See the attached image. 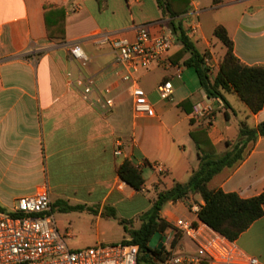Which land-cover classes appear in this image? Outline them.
<instances>
[{
  "label": "crops",
  "instance_id": "1",
  "mask_svg": "<svg viewBox=\"0 0 264 264\" xmlns=\"http://www.w3.org/2000/svg\"><path fill=\"white\" fill-rule=\"evenodd\" d=\"M60 8L65 11L66 38L49 39L45 15ZM170 21L154 0H0L2 207L13 209L20 198L48 188L53 203H75L70 206H83L82 211L105 217L108 209L116 210L117 205L139 194L118 175L125 160L132 161L144 173L146 184L148 172L150 178L155 177L153 188L159 187L160 193L176 183H188L198 169L199 151L191 132H206L217 154L222 156L240 140L243 123L257 129L264 122V108L253 113L234 92L222 90L224 99L209 98L195 71L184 64L189 54L177 64L172 62L182 49L178 42L167 62L135 75L157 117L135 115L134 82L123 80L126 71L115 64L114 49L100 39L109 35L134 42L141 27L152 34L172 32ZM177 22L183 23L197 50L211 61L212 80L219 74L227 54V48L215 36L219 26L227 30L234 54L243 65L264 67V0H192L188 12ZM194 27L197 32L192 34ZM75 45L88 56L86 65L72 58ZM158 69H162V76L153 82ZM86 77H94L96 84L89 101L84 99L78 84ZM168 82L173 93L166 101L158 88ZM105 99L113 100L114 108L104 109ZM183 104L193 113L197 105L212 106L213 121L208 124L195 119L193 113L183 109ZM176 112L190 121L188 141L180 140L186 135L182 134L180 122L169 124L163 120L171 119ZM117 151L121 154L117 155ZM243 156L236 166L215 176L209 189L234 193L244 200L262 194L264 137L249 143ZM158 166L166 173L159 175ZM194 201L204 202L200 195H191L184 201L168 204L184 218L177 217L172 210L162 211L161 217L174 227L164 235L168 251L174 243L176 253L196 256V243L180 234L174 222L184 219L201 225L190 211ZM183 205L185 211L179 209ZM233 244L245 257L258 258L264 264V215Z\"/></svg>",
  "mask_w": 264,
  "mask_h": 264
},
{
  "label": "trees",
  "instance_id": "2",
  "mask_svg": "<svg viewBox=\"0 0 264 264\" xmlns=\"http://www.w3.org/2000/svg\"><path fill=\"white\" fill-rule=\"evenodd\" d=\"M163 16L171 18L170 27L182 49L171 60L177 64L187 54L190 57L185 61V66L193 69L199 80L201 88L209 98H222V90L234 92L253 113H258L264 108V67H247L243 65L234 54V46L227 30L219 26L215 36L227 48L220 72L212 80L209 69L205 66V56L202 55L191 41L182 22L177 19L186 14L192 0H154ZM218 2V0H215ZM49 39L65 40L66 18L64 9H55L45 15ZM188 114L193 111L187 109L186 104L181 105ZM192 140L199 151L200 164L186 184L176 183L173 188L158 193L152 207L144 212L141 217L139 229H128L131 221L121 220L130 240L123 243L137 244L141 248V264H160L170 255L164 241V235L173 225L161 217V213L169 203H177L188 199L191 195H200L205 203L199 215L200 221L214 232L220 234L231 242L236 241L254 222L264 215V192L251 199H241L237 194L223 191H212L209 183L215 176L226 168H233L244 158L243 154L247 145L264 137V122L257 129H251L245 123L240 128V140L233 149L219 156L211 144L206 132H191ZM148 166L150 164L148 163ZM118 175L123 182L137 193L142 192L146 184L144 173L130 160H125L118 168ZM55 208L62 212L82 211L83 206H70L67 202L53 203ZM0 212L17 217L18 214L7 211L0 205ZM105 217L117 218L114 209H108ZM158 237L159 243L153 247L152 240ZM175 244L171 245L174 249ZM206 264V263H205Z\"/></svg>",
  "mask_w": 264,
  "mask_h": 264
},
{
  "label": "built area",
  "instance_id": "3",
  "mask_svg": "<svg viewBox=\"0 0 264 264\" xmlns=\"http://www.w3.org/2000/svg\"><path fill=\"white\" fill-rule=\"evenodd\" d=\"M196 32L197 27L191 29L192 34ZM100 40L102 44H109L114 49L117 55L115 64L126 71L123 80L134 82L132 96L135 115L156 118V109L145 90L135 80V75L167 62L172 49L177 45L176 36L172 32L152 34L148 28L141 27L134 42L115 39L109 35L102 36ZM71 56L84 65L89 62L79 45L71 49ZM205 66L211 69V61L205 59ZM78 84L82 87L84 99L89 101L95 91V78L80 79ZM158 91L163 99H170L173 86L170 82L164 83L159 86ZM114 106L113 100L105 99L104 109L108 111ZM193 116L210 124L214 119V109L210 105L200 104L194 108ZM116 154L121 153L117 151ZM157 168L160 174L166 173L160 166ZM204 205V202L196 201L190 204V211L199 222ZM52 210L51 192L47 188L36 195L17 200L16 206L11 210L18 214L17 217L0 212V264H141V248L133 243L99 244L72 249L67 242L72 235L60 231ZM204 225L202 222L197 225L194 221L177 220L176 230L193 240L198 252L196 256H187L178 254L171 248L169 257L160 264H205L216 261L224 264H263L258 258L245 257L233 242Z\"/></svg>",
  "mask_w": 264,
  "mask_h": 264
},
{
  "label": "rangeland",
  "instance_id": "4",
  "mask_svg": "<svg viewBox=\"0 0 264 264\" xmlns=\"http://www.w3.org/2000/svg\"><path fill=\"white\" fill-rule=\"evenodd\" d=\"M211 1V0H208ZM191 73L194 74L193 70H190ZM162 69H158L154 71L153 74V82L160 79L162 76ZM159 97V95H158ZM168 101V100H166ZM175 111V110H174ZM130 121L134 122V116L130 112L128 113ZM164 122L169 124L180 122V129L182 130V134H186L181 137L180 140L188 141V129L191 127L190 121L185 120V116L183 114H172V118L167 120L163 119ZM139 124L143 126V121L139 120ZM189 143H192L189 141ZM192 154V153H191ZM195 154V153H194ZM193 155H191L192 157ZM158 174L160 172L158 170ZM149 172L147 173V184L145 191L142 190L139 194L136 195L135 198H131L126 202H123L117 205L115 208L117 210V218H105L98 217L97 213L93 211H70V212H62L61 209L55 208L54 216L60 228V231L63 233H70L72 235L71 239H68V244L72 249H81L87 247H94L99 244L104 245H112L123 242L124 240H130V236L125 231L124 225L120 223L121 220L131 221L129 225H127L128 229H139L141 226L140 217L141 215L148 211L150 206L152 205V201L156 200L159 192V187L153 188V182L156 180L155 177L150 178ZM69 205H75V203H71ZM186 206H179V209H184ZM7 211H11L10 209H6ZM167 210H172L175 212V215L180 218H184V216L180 213V211H176L172 209L170 206H166L164 208V212ZM183 211V210H182ZM178 219H175L176 223ZM159 243L158 237H154L152 240L153 247H156Z\"/></svg>",
  "mask_w": 264,
  "mask_h": 264
}]
</instances>
